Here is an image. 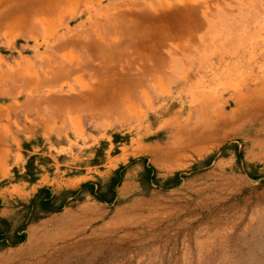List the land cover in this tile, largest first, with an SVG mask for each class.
Segmentation results:
<instances>
[{"label":"rangeland","instance_id":"374dc122","mask_svg":"<svg viewBox=\"0 0 264 264\" xmlns=\"http://www.w3.org/2000/svg\"><path fill=\"white\" fill-rule=\"evenodd\" d=\"M193 1L205 23L195 42L172 40L188 0L31 4L23 11L28 31L0 32L1 103L36 96V87L24 86L27 76L53 78L62 64L79 72L60 87L46 85L45 92L79 87L78 74L91 87L95 70H163L161 87L147 77L146 88L132 94L130 113L110 122L84 120L97 138L76 140L64 131L60 138L37 139L56 159L44 155L35 163L30 157L28 181H0V264H264V102L240 113L234 102L239 92L264 89V54L218 56L253 44L263 49L264 0ZM60 12L67 16L55 17ZM45 17L53 21L48 27ZM98 35L110 47L90 53L87 45ZM71 39L69 48L58 49ZM221 105L236 112L226 128L212 126L204 146L200 138L187 137V130L206 124L202 110ZM70 140L73 152L57 155ZM107 156L118 181L112 186L110 178L109 194L130 181L109 203L89 186L57 193L34 185L40 162L65 164L59 167L65 176L95 177V166ZM41 188L58 196L54 205L61 209L41 208Z\"/></svg>","mask_w":264,"mask_h":264},{"label":"crops","instance_id":"0c3cea01","mask_svg":"<svg viewBox=\"0 0 264 264\" xmlns=\"http://www.w3.org/2000/svg\"><path fill=\"white\" fill-rule=\"evenodd\" d=\"M184 7L185 9L180 10L181 13L178 12L179 15L177 14L179 19L173 26L177 32L173 33L172 40L175 42L183 40L195 42L197 34L203 30L205 23L200 17L199 4H196L193 0H188ZM3 12H6V9L0 6V32L29 30L30 27L25 20L21 24L3 20L2 17L5 15L2 14ZM64 16L66 17L67 14L60 12L55 17L62 19ZM43 21L44 23L46 22L45 24L43 23L44 27H48L53 22L52 20L50 21V17H45ZM96 38V40L90 39V44L87 45L90 53L102 52L98 51V48H103L104 45L109 46L103 37L98 35ZM71 41L72 39L64 40L58 46V49L66 50L69 48ZM178 48L187 49L185 46L182 47L180 45H178ZM257 48L254 44L248 48L245 47L243 50H240L239 47L230 48L225 53L219 52L218 56L224 58L226 56L236 57L242 54L244 56L250 55L251 58H254L257 55H263L264 47L259 51ZM67 57L72 60L75 56L69 54ZM80 61H78V65L83 67ZM85 66L89 67L90 65L86 64ZM57 67L58 70L54 73L53 78L31 79L27 76L26 80H24V86H30V88L36 87V96L29 97L28 95L23 101L12 99L9 102H0V181H28L24 175L30 157L34 158L35 163H38L39 158L44 155L56 159L54 158V154L46 153L40 149L41 147L36 143L37 139L49 138L50 136L60 138L64 131L72 133L76 140H91L92 138H97L94 132L86 131L83 124L84 120H89L90 122H110V119L114 115H125L126 111L130 113L132 109H135V105L130 101V97L136 91L146 88L145 81L147 77L158 81L160 87L163 83L162 69H154L152 72L143 70L137 73L131 69L128 72H120L113 69L109 71V74L95 70L94 76L96 84L91 87H85L82 81V75L78 74L75 75L74 79L80 85L79 87L73 86L74 83L70 85L71 91L69 90L66 93L63 91L54 93L45 92L46 85L60 87L64 79H69L71 75L79 72L77 68L68 70L67 64H62V66ZM11 77L15 84H19L20 78L18 75L15 74ZM39 85L41 86L40 88ZM230 85L234 84L227 83L224 84V87L228 88ZM235 85L234 88H237L239 84ZM237 94L234 102L236 106L235 110L238 113L244 110V108L248 109L255 105L263 104L264 102V89L261 91L250 90L247 95L242 92ZM136 97L135 95L134 98L136 99ZM226 109L224 105H221L218 110H214L213 112L210 111V107L207 110H202L201 116L204 117L206 124L197 126L193 130H187V137L195 136V138H200L202 140L201 146H204L205 143L209 144L212 126L217 125L226 128L230 116L236 113L234 109V111L231 110V112L226 113ZM226 116L227 119H224ZM190 132L192 134H188ZM106 140H108L107 135ZM72 142L74 141L70 140L66 145L60 144L57 155L63 152L66 153L67 151L73 152ZM64 165L60 162L51 164L40 162L37 164L39 171L38 176L34 180L37 183L34 185L36 187L46 186L55 192L57 190L58 193L62 190H75L82 184L88 182L91 185V189H93V193L102 197L101 200L105 203L116 199L130 185L128 178L122 180L120 183L121 191H116L112 187L109 194V181L113 174L112 170L109 169V156H107V159L103 163L95 166H99V169L94 171V174H96L95 177L93 174H87L85 172H79L69 176H65L64 171L59 174V167ZM115 169L116 167L113 170ZM19 183L21 184L16 183V185L23 187L27 185V182ZM23 192L28 193L27 190ZM22 196L21 194L19 195L21 198Z\"/></svg>","mask_w":264,"mask_h":264},{"label":"bare ground","instance_id":"6f19581e","mask_svg":"<svg viewBox=\"0 0 264 264\" xmlns=\"http://www.w3.org/2000/svg\"><path fill=\"white\" fill-rule=\"evenodd\" d=\"M90 1H92V0H0V6L5 7V9H6L5 15L2 17L3 20H8L10 22H17L18 24H21L26 19V16L23 14V11L27 6H29L31 4H33V5L37 4V5H40L41 7L48 8V7H52V6H56V5L59 6V5L64 4V3L76 6V5H79L83 2L87 3ZM69 10H70V8H69ZM69 10H67V11L69 12ZM247 112H248V110H247Z\"/></svg>","mask_w":264,"mask_h":264},{"label":"trees","instance_id":"16d2710c","mask_svg":"<svg viewBox=\"0 0 264 264\" xmlns=\"http://www.w3.org/2000/svg\"><path fill=\"white\" fill-rule=\"evenodd\" d=\"M31 164H32V158H29L28 162H27V169L29 170L31 168ZM118 172V170L115 172V174ZM30 181H33V179H30ZM118 181H115V178L111 177V183L112 186L115 185V183H117ZM90 187L91 189V185L90 183H84L82 184V187ZM91 191H93V189H91ZM44 193V195H42ZM36 196L39 198V204L41 206L42 209L47 210V211H57L59 209H61V206H55L54 205V201L58 198L57 195H52L49 190L47 188H41L39 189V191L37 192ZM35 196V197H36ZM34 200H32L33 202Z\"/></svg>","mask_w":264,"mask_h":264}]
</instances>
